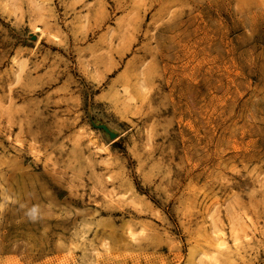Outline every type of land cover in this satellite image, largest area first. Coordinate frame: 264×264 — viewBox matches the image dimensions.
Returning <instances> with one entry per match:
<instances>
[{"label":"rangeland","instance_id":"374dc122","mask_svg":"<svg viewBox=\"0 0 264 264\" xmlns=\"http://www.w3.org/2000/svg\"><path fill=\"white\" fill-rule=\"evenodd\" d=\"M0 264H264V0H0Z\"/></svg>","mask_w":264,"mask_h":264},{"label":"water","instance_id":"95a60500","mask_svg":"<svg viewBox=\"0 0 264 264\" xmlns=\"http://www.w3.org/2000/svg\"><path fill=\"white\" fill-rule=\"evenodd\" d=\"M93 125L102 128L106 133H108L110 138L115 137V133L112 132L105 124H97V125L93 124Z\"/></svg>","mask_w":264,"mask_h":264},{"label":"bare ground","instance_id":"6f19581e","mask_svg":"<svg viewBox=\"0 0 264 264\" xmlns=\"http://www.w3.org/2000/svg\"><path fill=\"white\" fill-rule=\"evenodd\" d=\"M216 243V242H215ZM222 246V245H221Z\"/></svg>","mask_w":264,"mask_h":264}]
</instances>
